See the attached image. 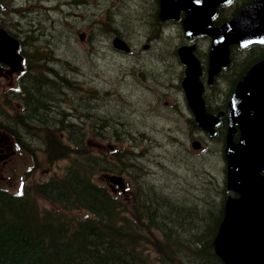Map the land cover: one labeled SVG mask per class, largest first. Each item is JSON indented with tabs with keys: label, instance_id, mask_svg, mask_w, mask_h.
I'll list each match as a JSON object with an SVG mask.
<instances>
[{
	"label": "trees",
	"instance_id": "trees-1",
	"mask_svg": "<svg viewBox=\"0 0 264 264\" xmlns=\"http://www.w3.org/2000/svg\"><path fill=\"white\" fill-rule=\"evenodd\" d=\"M0 1L2 6L9 4ZM251 1L229 0L217 8L213 23H222ZM150 8L153 12L142 24L153 30L154 21L161 24L158 1ZM108 33L99 29L92 36L107 38ZM200 40L205 47L208 38ZM168 41L158 40L156 52L164 46L174 67L175 50ZM46 53L41 50L42 55ZM46 59L50 66L34 61L35 75L25 79L17 92L21 99L17 93L9 97L10 114L0 109V127L17 138L33 136L38 145L29 150L31 155L42 152L46 163L58 170L43 182L23 186L20 193L0 187V264H225L215 251L228 196L222 174L199 176V182L190 188L158 190L147 180V147L140 146L124 122H114L106 114L107 106L118 105L119 93L89 82L81 93L75 77L67 76L70 62L58 63L52 54ZM262 59L264 46L231 47L229 66L207 85V106L216 100L219 107L226 104L245 70ZM137 66L145 67L132 64L134 75H138ZM149 79L147 82H152ZM167 87L168 79L160 88ZM13 101L21 103L20 112ZM65 104L73 107L65 110ZM46 107L51 114L49 122L32 124L35 119L41 122ZM189 123L194 126L192 120ZM226 129L223 120L213 138L220 142L221 158ZM17 141L23 146L22 139ZM98 143H108L111 148L100 151ZM112 176L125 178L124 189L112 191ZM42 199L49 207L40 204Z\"/></svg>",
	"mask_w": 264,
	"mask_h": 264
},
{
	"label": "water",
	"instance_id": "water-1",
	"mask_svg": "<svg viewBox=\"0 0 264 264\" xmlns=\"http://www.w3.org/2000/svg\"><path fill=\"white\" fill-rule=\"evenodd\" d=\"M228 0H160V18L176 19L185 13L183 29L187 38L207 34L211 38L208 74L212 77L229 64V47L246 48L264 45V0H253L219 26H212L214 10ZM113 45L127 51L118 38ZM17 41L0 28V62L11 71L20 70ZM195 45H185L176 51L184 66L181 89L196 126L210 137L221 116L226 117L227 133L224 147L227 188L239 193L225 203L220 224L217 252L226 264H264V60L252 65L237 82L225 112L210 113L202 98L201 67L193 53ZM2 68H0V76ZM237 127L240 138L232 135ZM195 149L199 142H192ZM120 184L119 179H113ZM227 237L232 242L227 241Z\"/></svg>",
	"mask_w": 264,
	"mask_h": 264
},
{
	"label": "rangeland",
	"instance_id": "rangeland-1",
	"mask_svg": "<svg viewBox=\"0 0 264 264\" xmlns=\"http://www.w3.org/2000/svg\"><path fill=\"white\" fill-rule=\"evenodd\" d=\"M28 1L29 4L34 5L45 4L44 0ZM59 1L62 0H53L52 3L54 5ZM112 1L115 0L92 1L95 6L91 5V11H85L84 9L83 15L87 17L91 16L92 13L99 15V11L100 14H105V10L108 7L110 8ZM125 2L134 11L136 18L141 21L150 12H153L150 4L154 3V0L121 1L123 4ZM101 6L102 8H100ZM97 7H99L98 12L96 11ZM57 16L62 17L63 15L60 13L54 17ZM40 18L42 19V16ZM74 19L79 18L75 15ZM11 23L12 17L10 25ZM29 24L31 28H43L41 23L40 25L36 24V20ZM79 27L87 29L88 24L81 22ZM23 29L28 31V26ZM48 29H51V25L48 26ZM67 30L72 31V28L68 27ZM178 34L179 31L177 32L174 28L173 36L175 37ZM130 37L135 52L140 51L143 42L138 45L139 37ZM74 41H76L74 47L77 52L72 55L67 53V56L79 63L81 73L77 83L81 89L80 92L83 91L84 83L89 82L90 84H96L100 89H110L111 92L116 91L119 93L118 105L107 106L106 114L114 122H124L127 129L132 130V134L136 141L140 143V146L147 147L144 160L147 164L145 167L150 172L147 180L150 183L152 182L151 184H155L158 190L162 192H173L176 186L190 188L193 183L199 182V176L204 178L206 175L207 178L209 175L221 173L222 163L218 156L220 149L217 148L220 142L208 139L206 136L202 139L199 136L202 134L198 130L193 132L191 127L186 128L185 126V120L190 114L183 107L182 111L179 112L178 102L183 101V95L180 90L173 87L180 81L179 71L182 70V67L176 65L174 72L171 71V66L166 61L168 53L164 47L161 56L145 57L141 54L135 58L122 55H106L101 58V54L97 51H92L91 57H89L85 52L86 47L79 43L78 39L74 40L73 38L70 43L73 44ZM173 41L176 42L175 39ZM58 44L62 46V51L70 52V49L65 47L62 42ZM135 61L147 63L145 67L138 68V75L132 74L130 70L132 64L136 63ZM141 71H144V74ZM148 76L152 82H147L146 78ZM167 79L168 87L161 89L162 81ZM8 82L7 77L0 80V94L7 91ZM1 99L2 97H0V105H6ZM172 104L175 106L173 107ZM2 108H9V106ZM174 109L177 112L173 115L171 112ZM192 134L196 136V139L190 138ZM192 140H198L201 143L199 150L191 148ZM27 141H31V139H27ZM34 141L38 145V142ZM10 144L9 153L3 158L5 162L0 161V187L14 193L19 192L24 185V187H27L29 184L44 180L49 177L53 170H58L55 166L46 163L42 152L36 151L34 155H31L28 149L20 148L14 144L13 139L10 140ZM96 147L103 152H107L111 148L108 147V143H102ZM61 164L62 162L58 163V165ZM122 179L125 178L122 177ZM110 184L114 185L112 182ZM115 187L117 188V186ZM39 202L41 205L49 207L45 201L39 200Z\"/></svg>",
	"mask_w": 264,
	"mask_h": 264
},
{
	"label": "flooded vegetation",
	"instance_id": "flooded-vegetation-1",
	"mask_svg": "<svg viewBox=\"0 0 264 264\" xmlns=\"http://www.w3.org/2000/svg\"><path fill=\"white\" fill-rule=\"evenodd\" d=\"M84 1H89V0H66L65 1V5L66 7H73V8H79V4L81 5V7L83 8L84 7ZM91 1H95V0H91ZM69 3V4H68ZM114 7V5H113ZM96 15L94 16V19H95ZM108 18V16L106 17V19ZM129 23L132 22V20L129 18ZM83 22H86L87 21H84ZM117 20H116V17L113 21H110V26L111 27H115V25H117ZM127 20L126 19H121L119 21V25L121 26H125ZM80 26V25H79ZM78 26V27H79ZM80 29L76 28V29H73L72 30V34L70 33H67L65 34L64 36L65 37H69L70 35H76V32L78 33L80 30H81V27H79ZM88 29L91 30V26L88 25ZM44 36L47 35L49 37L52 36L51 33L49 32H45L43 33ZM16 36H18V34H15ZM86 40V38H85ZM45 58L44 57H26L25 61H24V64H25V68H24V72H21V73H18V74H13V73H9V72H6L5 73V77H7L9 79V82L7 83L8 84V89L9 91H13V92H18L21 87H22V84H23V81L25 79H28L30 78L31 76L35 75L34 73V69H33V65H34V61H36L38 64L43 62ZM52 74V73H51ZM7 89V90H8ZM17 96V99H21L20 98V94L17 93L16 94ZM17 108L19 109V112L22 110V106H21V103L17 105ZM49 108L46 107V111H44L42 114H41V122H38L36 119L34 122H32V124H37V125H40L42 122H49V119H51V114L50 112L48 113V110ZM221 110H224V109H221ZM3 113V112H1ZM223 119V118H222ZM12 139H21V138H17L16 136H11L9 133H7L5 130L3 129H0V161H2V163L5 162V160L3 159L5 156H7V154L9 153V150H10V147H11V144H10V140L12 141ZM264 175V174H263ZM225 180H226V176H225ZM227 185V183H226ZM229 197H238V193L234 192V191H230L229 193Z\"/></svg>",
	"mask_w": 264,
	"mask_h": 264
}]
</instances>
